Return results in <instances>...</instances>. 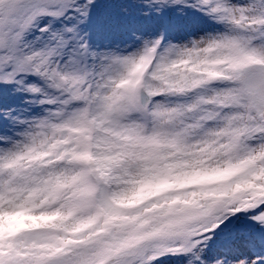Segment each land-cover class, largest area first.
Here are the masks:
<instances>
[{
    "label": "snow or ice",
    "instance_id": "1",
    "mask_svg": "<svg viewBox=\"0 0 264 264\" xmlns=\"http://www.w3.org/2000/svg\"><path fill=\"white\" fill-rule=\"evenodd\" d=\"M0 264H264V0H0Z\"/></svg>",
    "mask_w": 264,
    "mask_h": 264
}]
</instances>
